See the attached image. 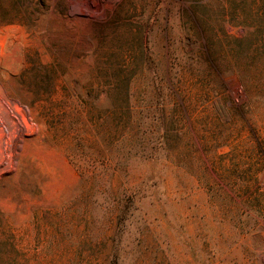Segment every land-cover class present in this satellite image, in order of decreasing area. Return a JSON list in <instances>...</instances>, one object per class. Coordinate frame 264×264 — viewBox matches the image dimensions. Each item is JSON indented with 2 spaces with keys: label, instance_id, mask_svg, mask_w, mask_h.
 I'll list each match as a JSON object with an SVG mask.
<instances>
[{
  "label": "rangeland",
  "instance_id": "obj_1",
  "mask_svg": "<svg viewBox=\"0 0 264 264\" xmlns=\"http://www.w3.org/2000/svg\"><path fill=\"white\" fill-rule=\"evenodd\" d=\"M0 264H264V0H0Z\"/></svg>",
  "mask_w": 264,
  "mask_h": 264
},
{
  "label": "trees",
  "instance_id": "obj_2",
  "mask_svg": "<svg viewBox=\"0 0 264 264\" xmlns=\"http://www.w3.org/2000/svg\"><path fill=\"white\" fill-rule=\"evenodd\" d=\"M139 49H140V52L143 54V56L146 57L147 49L144 46L142 47L141 45ZM125 55L122 53L119 55L120 56L119 59L121 62L125 61ZM121 67H122V64L120 65V68ZM124 77H126V73H124L123 70H120L119 74L115 78L110 77L111 81L109 82V102L114 101L116 99L119 104H123V100L124 102H125V99L127 100V95L129 94V89H130L129 86L131 83V79H128L126 81L124 80Z\"/></svg>",
  "mask_w": 264,
  "mask_h": 264
}]
</instances>
